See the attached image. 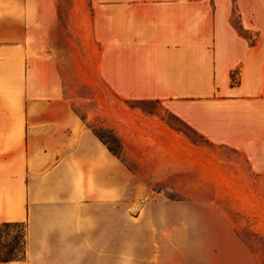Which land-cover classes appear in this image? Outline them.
<instances>
[{
  "label": "crops",
  "instance_id": "1",
  "mask_svg": "<svg viewBox=\"0 0 264 264\" xmlns=\"http://www.w3.org/2000/svg\"><path fill=\"white\" fill-rule=\"evenodd\" d=\"M85 93L156 100L264 174V0H0V222L27 226L25 257L0 264H228L134 197L188 136L110 105L134 170L76 108Z\"/></svg>",
  "mask_w": 264,
  "mask_h": 264
},
{
  "label": "rangeland",
  "instance_id": "2",
  "mask_svg": "<svg viewBox=\"0 0 264 264\" xmlns=\"http://www.w3.org/2000/svg\"><path fill=\"white\" fill-rule=\"evenodd\" d=\"M120 101L158 114L192 142L190 148L181 147L179 164H168L169 159H165L158 176L143 175L149 188L134 190V197L139 198L137 206L149 201L147 213L179 215L181 225L190 227L182 230V239H192L189 246L211 247L214 261L264 264V174L255 171L240 151L210 141L156 100L77 94L74 104L80 114L134 170L140 163L127 158L122 148L129 126L120 132L109 125L108 107Z\"/></svg>",
  "mask_w": 264,
  "mask_h": 264
},
{
  "label": "trees",
  "instance_id": "3",
  "mask_svg": "<svg viewBox=\"0 0 264 264\" xmlns=\"http://www.w3.org/2000/svg\"><path fill=\"white\" fill-rule=\"evenodd\" d=\"M26 233L27 226L24 221L0 222V260L6 261L25 257Z\"/></svg>",
  "mask_w": 264,
  "mask_h": 264
}]
</instances>
